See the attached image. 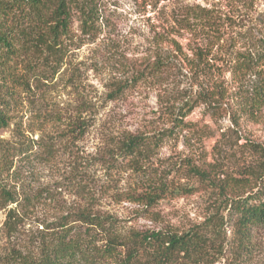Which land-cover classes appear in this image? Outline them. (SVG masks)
<instances>
[{"label":"rangeland","instance_id":"obj_1","mask_svg":"<svg viewBox=\"0 0 264 264\" xmlns=\"http://www.w3.org/2000/svg\"><path fill=\"white\" fill-rule=\"evenodd\" d=\"M61 49L15 64L30 89L0 130V264L63 224L85 232L82 211L125 243L107 258L93 229L90 264H156L128 258L136 234L194 229L221 246L213 264H264V226L243 246L223 194L264 147V0H78ZM133 134L153 140L139 161L120 150Z\"/></svg>","mask_w":264,"mask_h":264},{"label":"trees","instance_id":"obj_2","mask_svg":"<svg viewBox=\"0 0 264 264\" xmlns=\"http://www.w3.org/2000/svg\"><path fill=\"white\" fill-rule=\"evenodd\" d=\"M78 0H0V130L10 125L11 102L19 93V87L30 89L23 75L15 71L18 61H27L31 57L41 56L45 52L60 62L63 37L68 34L72 21V6ZM90 15L89 13H85ZM262 54V53H261ZM264 56V55H263ZM39 75L40 73H36ZM176 122L179 118L176 116ZM76 123V122H75ZM85 127L83 123L78 126ZM152 137L133 134L121 145L123 155L133 160L145 158L151 148ZM6 152L0 145V154ZM23 152L19 153L22 154ZM4 156V155H3ZM195 172L203 174L197 168ZM247 185L250 189L240 191ZM165 187L161 188L163 191ZM158 188L145 193L149 203L157 197ZM226 196L228 221H231L239 234L240 243L247 246L252 241L254 231L264 226V147L261 159L248 169L244 179L235 178L227 183L223 191ZM12 202L15 201L11 198ZM77 219L86 224L85 232L72 228L53 230L41 242L40 253H15L10 259L13 264H90L99 256L95 248L93 229L107 234L103 255L116 256L118 245H122L114 229L112 216H101L82 211ZM129 249V259H134L140 248L150 250L151 259L156 264H173L184 259L189 263H215L222 252L221 246L209 241L207 234L194 229L179 234L150 230L136 234ZM101 256V255H100Z\"/></svg>","mask_w":264,"mask_h":264}]
</instances>
